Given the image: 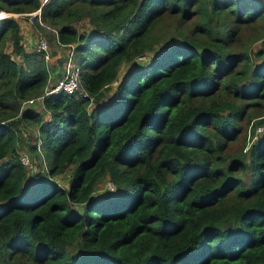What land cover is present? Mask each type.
I'll return each instance as SVG.
<instances>
[{
  "label": "trees",
  "instance_id": "16d2710c",
  "mask_svg": "<svg viewBox=\"0 0 264 264\" xmlns=\"http://www.w3.org/2000/svg\"><path fill=\"white\" fill-rule=\"evenodd\" d=\"M8 13L74 45L92 104L45 93L63 58L50 67ZM1 14L0 264H264V0H0Z\"/></svg>",
  "mask_w": 264,
  "mask_h": 264
},
{
  "label": "built area",
  "instance_id": "2783aa9c",
  "mask_svg": "<svg viewBox=\"0 0 264 264\" xmlns=\"http://www.w3.org/2000/svg\"><path fill=\"white\" fill-rule=\"evenodd\" d=\"M33 14H35V12H33ZM38 44L40 48L45 51L44 58L45 60H47L49 58L50 52H49L47 41L45 40L43 36L39 37ZM73 46H74L73 44H70L69 48H67V53L65 55L64 62L62 64L61 76L58 77L55 80V82L50 84L49 87H47V90L45 91V93L63 91L65 93L73 94L75 97H78V98L87 97L89 99V105H90L93 103V98L80 84V78H79L80 67L75 61V58L73 56V50H72ZM137 58L145 59L146 56L142 55ZM49 77H50V74H49ZM27 101L32 103L34 99L30 98ZM258 127L261 129L260 126ZM260 129L256 130L255 128V134H256L255 139H254L255 141L257 140L258 133L261 131ZM20 161L22 162L24 166H27V168L30 169L32 167V163L31 161H29L26 153H22V155L20 156ZM109 183H110V187L108 188L112 189L114 185L111 181H109Z\"/></svg>",
  "mask_w": 264,
  "mask_h": 264
},
{
  "label": "rangeland",
  "instance_id": "374dc122",
  "mask_svg": "<svg viewBox=\"0 0 264 264\" xmlns=\"http://www.w3.org/2000/svg\"><path fill=\"white\" fill-rule=\"evenodd\" d=\"M25 14H27V13H25ZM25 14H23V15L11 14V15L14 16V17H17V20L19 21L20 27H21V34L23 36L24 43L27 45V47L30 48V49H33L34 51H38V50L41 49L40 46H39V44H38L39 37L40 36H44L47 39L48 38L47 37L48 32L47 31L39 32V30L36 29V27H34V25L32 24L30 17L28 19H25ZM2 15L3 14H1L0 16H2ZM27 15L29 16V15H34V14L32 12V13H29ZM77 25H78V27L80 29L87 28V24L84 21L78 22ZM164 36H166V35H164ZM47 44H48L49 52H50L49 58H48L49 61L50 60L54 61V60H57L59 58H63L64 57V55H65L66 52L63 51L62 47H60V45H58L57 42L49 41L47 39ZM258 47H259V42L256 41V42H254V43H252L250 45V49L249 50H250V52H252L253 50H256ZM6 49L9 51L10 50V46L6 47ZM15 59L19 60L18 57H15ZM125 69H126V66L125 65H122L120 67V70H119V73L118 74L119 75H122L125 72ZM114 85H115V82L112 83V86H114ZM38 111H42V107L41 106L38 107ZM258 126H260L261 129ZM262 127H263V125H256V130H259V129L262 130ZM255 136H256V134L254 132L251 140H254L255 139ZM257 140H258V138H257ZM249 141H250V138L248 140V143H246L247 144L246 147L250 143ZM246 147H244V148H246ZM57 180L62 185H66L67 176L66 175L59 176ZM108 187H110L109 180H107V181L105 180V183L103 181V182H100L97 185L96 191L103 192L104 189H106Z\"/></svg>",
  "mask_w": 264,
  "mask_h": 264
},
{
  "label": "crops",
  "instance_id": "0c3cea01",
  "mask_svg": "<svg viewBox=\"0 0 264 264\" xmlns=\"http://www.w3.org/2000/svg\"><path fill=\"white\" fill-rule=\"evenodd\" d=\"M64 58H65V56L63 57V61H62V64H63V62H64ZM47 61V63L48 64H50L49 66L50 67H55V66H57V60H54V61H52V60H46ZM62 64H61V67H60V75H61V73H62ZM55 69V68H54ZM58 78V76H56V75H54V73L51 71V80H53V82H55V80Z\"/></svg>",
  "mask_w": 264,
  "mask_h": 264
},
{
  "label": "water",
  "instance_id": "95a60500",
  "mask_svg": "<svg viewBox=\"0 0 264 264\" xmlns=\"http://www.w3.org/2000/svg\"><path fill=\"white\" fill-rule=\"evenodd\" d=\"M35 12V14L36 13H39L40 12V9H38V10H36V11H34ZM12 13H8V14H6V15H11ZM6 15H4V16H6ZM3 16V15H2ZM2 16H0V17H2Z\"/></svg>",
  "mask_w": 264,
  "mask_h": 264
}]
</instances>
